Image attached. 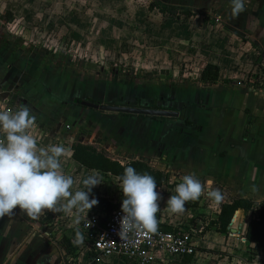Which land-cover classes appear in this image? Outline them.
<instances>
[{
  "label": "rangeland",
  "instance_id": "obj_1",
  "mask_svg": "<svg viewBox=\"0 0 264 264\" xmlns=\"http://www.w3.org/2000/svg\"><path fill=\"white\" fill-rule=\"evenodd\" d=\"M151 2L165 14L148 11ZM230 9V0H0V15L5 10L13 14L7 25L0 22V98L9 100L14 110L21 105L29 107L36 118L32 124L35 136L39 137L37 131H41L38 149L65 147L60 159L63 172L74 180L73 193L83 189L84 178H98L100 184L89 197L98 203L81 214L80 223L90 213L99 212L101 199L113 203L121 192L115 177L89 172L70 161L68 145L83 135L81 131L76 133L79 104L71 105V100L81 95L80 100L96 103L94 95L80 91L91 88L100 97L108 93L99 102L103 105L138 103L148 108L158 100V106L183 110L188 119L205 128L198 142L205 151H221L229 141L237 140L246 120L242 108H264V93L252 94L246 89L264 81V0H245V11L238 18L231 17ZM170 11L175 16L169 15ZM206 63L217 64L220 79L229 83L203 89L197 78ZM160 84L165 86L162 93L148 88ZM203 104L213 109L203 110ZM104 118L110 119L108 128L115 127L111 118L104 115L100 117L102 122ZM83 124L90 126L84 121L77 125L83 129ZM216 135L220 141L224 137V142H217ZM261 145L264 147V139ZM250 152L255 150L240 146L236 156L240 159ZM156 162L152 159L149 164ZM193 165L203 166L195 161ZM218 166L213 169L223 170ZM209 190H219L224 201L230 199L220 185L213 183ZM209 201L204 191L199 200L187 202L185 211L172 218L180 217L177 222H185L184 218L205 213L212 219L216 211L214 207L208 209ZM20 214L24 226L38 229L49 243L65 235L75 240L80 227V223L75 224L74 213L45 212L36 219ZM197 237L200 248L194 257L198 264H229L218 244L212 246L215 252L211 253L205 250L211 240ZM85 243L83 240L79 244V262L73 259L71 264H90ZM227 247L235 251L231 264H246L250 256L246 245L235 249L230 239ZM255 259H250L253 264H263L262 259ZM116 260V264L129 263ZM97 264L110 263L101 259Z\"/></svg>",
  "mask_w": 264,
  "mask_h": 264
},
{
  "label": "crops",
  "instance_id": "obj_2",
  "mask_svg": "<svg viewBox=\"0 0 264 264\" xmlns=\"http://www.w3.org/2000/svg\"><path fill=\"white\" fill-rule=\"evenodd\" d=\"M103 85L104 84H101L102 87ZM218 85L221 86L226 84L218 83L211 86L203 85V89ZM139 87L140 85L138 88ZM222 87L227 88L229 86ZM148 88L159 94L163 92L165 86L163 84L157 86L150 85ZM246 89L252 94L264 93V89ZM80 94L94 95L95 97L93 100H95L96 103L105 100V98L109 96V94L105 92L102 97L95 95L91 88L89 91H86L85 89L82 92L80 91ZM73 98L83 99L81 98V95H75ZM157 101H154L148 109L178 112L179 116L177 118H164L118 114L112 112L98 114L102 111L90 109L94 112H89L87 110L89 108L79 106L76 110V133L79 134V131H81V133L83 132V135L79 137L77 142L73 141V143L93 145L105 151L111 158L118 160L119 162L140 160L149 164L150 160L157 159L158 162L154 165H149L157 170L169 173L171 180L174 179L177 181L179 180V177L182 178L184 175L194 173L203 184L205 190H209L214 183V185L222 186V189L227 193V196L229 195L230 199L243 198L251 200L254 203L264 201V147L261 145V142L264 139V108L262 110L255 109V106H245L242 108L241 111L244 113L246 120L242 133L237 137V140L229 141L230 143L226 149L221 151H205L203 145L198 144L200 140L199 136L203 134L205 128L201 124L196 123L197 121L188 119L184 112V117L191 123V125H185L180 117L182 111L180 112L176 109H171L165 106H158L159 104ZM155 105L157 106L156 108H154ZM114 106L144 108L140 107L137 103L136 105L123 104ZM201 108L203 110L213 109L206 107L205 104H203ZM104 115L105 117L112 119L113 125H115L114 128H108L106 125V122L108 123L110 119L104 118V122H102L100 117H103ZM248 118H251L253 122L246 138H243ZM80 121H84L90 126L83 124L85 127L83 129L79 128V125L77 124L80 123ZM34 127V125L31 126L27 131L35 138L37 145H39L38 139L40 138L41 131H37L40 133L39 137L35 136L37 134L34 132ZM219 135H216L215 140L223 143L224 137L222 141H220ZM70 141L72 140H69V143ZM240 146L251 147L255 152H250L239 159L236 156V151ZM41 148L44 147L41 146ZM68 155L70 158V145H68ZM186 159L187 161L185 162L184 160ZM70 161L72 160L70 159ZM194 161L197 164H203V166L193 165ZM216 165H219L218 167L223 170H214L213 168ZM202 168H206V171L202 170ZM89 172L103 175V173L96 171ZM168 198L166 199V202ZM229 200H221V202L224 203ZM215 204L218 206L217 203ZM164 206L167 209L166 204ZM17 212L19 215L16 214V216H13V214H11L0 218V264H65L63 251L57 244L59 239H57L56 243L46 242L43 234L41 235L38 229L35 227L30 229L29 226H24L20 214L22 211L18 209ZM218 212L219 207L216 208L215 215ZM200 214L208 216V214L205 213ZM161 216L162 227L170 229L171 231H173L175 227H177V223L180 222H177L178 219H182L180 217L173 219L172 215L167 212ZM208 217L210 219V216ZM184 220L186 221L181 223H190L191 218H184ZM196 221L197 223H200L198 219ZM235 222L237 224L235 227H240L242 231L247 222L243 212L238 211L236 213ZM65 236L68 237V235ZM201 238H209L211 240L205 248V250H208L211 253L215 252V250L212 249V246L218 244L219 248H222L221 254L228 257L229 264H231L233 257L231 254H235V251H232L231 249L232 247L225 248L230 239L231 244L234 243L235 249L240 247V244H243L246 245V250H249L248 243L241 240L239 234L238 236H229L226 239L225 236L220 233L208 231L201 236ZM223 239L225 240L224 246ZM236 241H238V244H236ZM197 243L198 242H196V250L198 247L200 248V245L197 246ZM206 256L209 255L206 253ZM259 257L264 258L262 255H259L258 257L256 256L254 261L259 260ZM167 264H198V261L196 262V258L193 255L184 257L181 260L171 258ZM246 264H253V262L248 259L246 260Z\"/></svg>",
  "mask_w": 264,
  "mask_h": 264
},
{
  "label": "clouds",
  "instance_id": "obj_3",
  "mask_svg": "<svg viewBox=\"0 0 264 264\" xmlns=\"http://www.w3.org/2000/svg\"><path fill=\"white\" fill-rule=\"evenodd\" d=\"M230 15L238 18L245 11V0H230ZM35 116L26 105L15 110L0 111V218L11 215L17 208L36 219L45 212L74 213L75 224L80 216L98 201L90 199L92 189L100 184L94 175L82 180L83 189L71 191L74 180L62 170L61 157L66 149L52 146L37 147V141L28 133ZM123 193L120 220V239L127 240L129 233H155L158 227L156 214L162 199L156 190L155 178L140 174L128 166L120 176L118 185ZM167 202V210L181 214L189 201H197L204 195V186L194 173L184 175ZM207 197L213 202L222 200L219 190H209ZM83 235L77 228L74 243H83Z\"/></svg>",
  "mask_w": 264,
  "mask_h": 264
},
{
  "label": "trees",
  "instance_id": "obj_4",
  "mask_svg": "<svg viewBox=\"0 0 264 264\" xmlns=\"http://www.w3.org/2000/svg\"><path fill=\"white\" fill-rule=\"evenodd\" d=\"M147 10L152 12L157 10L161 14H165V10L160 8L157 4L151 2ZM168 12V11H167ZM175 12L170 11L168 14L175 16ZM13 19V14L11 11L5 10L0 15V22L2 25H7ZM43 54H47L44 51ZM260 85H249V88L260 90L264 89V81L261 80ZM197 82L205 86L216 85L218 83L228 84L229 82L220 79V68L217 64L206 63L200 70ZM255 84V83H254ZM81 100L79 98H73L71 100V105H76ZM89 102H92L89 100ZM138 104V103H137ZM157 106L155 105L154 108ZM181 119L185 125H191L184 117V111L182 110L180 114ZM252 119L248 118L243 138H246V135L249 132V129L252 124ZM71 156L70 158L76 164L82 168L90 171H96L103 174H108L117 179L120 183V176L123 174L124 169L128 166L133 167L138 173L144 174L147 173L155 178L157 184V191L161 188L163 183L171 178L169 173L157 170L146 162L140 160H128L126 162H119L111 158L105 151L98 149L97 147L89 144L82 143H72L70 145ZM123 201V193L120 192V195L115 202H109L107 200L101 199L99 201V212L100 219L103 220L107 215L113 211L121 210V204ZM217 203V202H215ZM219 212L215 215L214 218L199 214L196 218L200 221V224L197 223V219L191 218L190 225L197 234L201 237L208 231H215L225 236L227 239L230 235L229 225L232 222L234 215L241 211L243 212L247 222L245 223L244 229L240 232V238L248 243L249 247V259L257 255L264 256V201L260 203H254L251 200L243 198H232L228 202H218ZM250 216V220H248ZM166 231H171L166 229ZM58 246L61 248L64 254L65 264H71L72 260L76 259L78 256V247L79 244L74 243L72 238L62 236L57 241ZM89 258L92 255H88Z\"/></svg>",
  "mask_w": 264,
  "mask_h": 264
},
{
  "label": "built area",
  "instance_id": "obj_5",
  "mask_svg": "<svg viewBox=\"0 0 264 264\" xmlns=\"http://www.w3.org/2000/svg\"><path fill=\"white\" fill-rule=\"evenodd\" d=\"M8 101L0 98V111L14 110ZM0 139H3L2 134H0ZM178 184L179 180H171L170 178L161 186L160 194H167V198L175 195V188ZM204 191L208 192L209 190L204 189ZM208 203V208L213 209L214 207L216 211V207L211 205L212 202L209 201ZM165 204L166 200L162 198L159 201L160 211L156 214L158 227L155 233H129L127 240L120 239L118 235L120 220L123 216L121 210L113 211L103 220L100 219V212H92L82 218L79 231L86 242L85 252L92 255L90 258L87 255L90 264H97L101 259L107 260L110 264H116L118 258L126 259L128 264H167L171 258L181 260L184 257L193 256L196 251L197 232L191 228L190 223L181 222L177 223V227L173 231L164 230L161 215L166 212L172 216L175 215L165 208ZM240 231V227L237 226L232 229L229 236H238L239 234L240 238ZM81 249L82 245H79L78 255ZM261 259L264 264V258L259 257L258 261ZM75 261L79 262L78 256Z\"/></svg>",
  "mask_w": 264,
  "mask_h": 264
},
{
  "label": "water",
  "instance_id": "obj_6",
  "mask_svg": "<svg viewBox=\"0 0 264 264\" xmlns=\"http://www.w3.org/2000/svg\"><path fill=\"white\" fill-rule=\"evenodd\" d=\"M78 104L80 107L98 110L102 112L118 113V114L164 117V118H177L179 116L178 112L154 110V109H148V108H135V107H130V106L103 105L99 103L88 102L85 100L80 101ZM235 218H236V214L234 215V218L229 225V230L231 231H232L231 228H234L237 225L235 222ZM248 220H250V216Z\"/></svg>",
  "mask_w": 264,
  "mask_h": 264
}]
</instances>
